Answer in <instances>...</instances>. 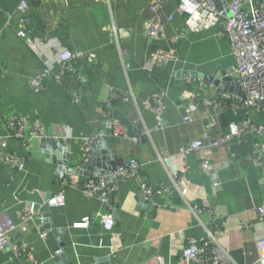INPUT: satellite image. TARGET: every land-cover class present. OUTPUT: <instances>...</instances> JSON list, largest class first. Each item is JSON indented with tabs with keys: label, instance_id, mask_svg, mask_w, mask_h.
<instances>
[{
	"label": "crops",
	"instance_id": "0c3cea01",
	"mask_svg": "<svg viewBox=\"0 0 264 264\" xmlns=\"http://www.w3.org/2000/svg\"><path fill=\"white\" fill-rule=\"evenodd\" d=\"M20 1L0 0V148L4 143L24 165L19 170L0 159V212L18 223L23 203L41 205L46 193L62 192L64 205L40 209L54 228L61 229L58 235L48 229L42 237L44 223L34 218L25 232L10 234L12 241L24 245V252L17 255L8 246L0 251V264H56L55 252L61 250L57 236L65 243L67 264H96L98 257L109 258L104 264H182L181 248L189 237L197 245L208 242L224 264H260L264 218H259L256 207L264 204V157L254 161L244 149L230 146L180 152L204 132L216 136L225 131L223 112L238 100L204 80H176L177 71L236 70L223 26L191 32L177 9L178 0H164L156 13L164 21V35L149 38L144 25L155 14L150 8L153 0H26L28 10L17 8ZM23 30L36 50L20 34ZM64 47L84 54L78 62L81 77L58 65ZM155 51L173 52L175 58L157 64L152 60ZM89 53L95 54V64L86 60ZM145 61L151 63L150 69L143 68ZM47 66L58 77H49L34 91L31 78ZM196 92L197 108L184 121L183 107ZM113 93L118 97L110 100ZM154 93L164 101L160 123L145 106ZM108 103L141 130L142 141L111 134L105 124L112 118ZM259 107L264 118V106ZM12 114L27 118L26 135L35 121L42 126L43 134L30 147L7 136L6 119ZM211 119L216 121L213 126ZM48 130L70 148L69 166L85 158V139L95 143L96 131H106L117 165L135 159L137 176L119 177L107 203L84 195L81 187L87 177L61 176L46 160L41 145ZM205 159L213 166L211 173L200 168ZM141 182L159 192L144 196ZM104 215L112 217L109 229ZM83 217L90 219L86 226L73 225Z\"/></svg>",
	"mask_w": 264,
	"mask_h": 264
},
{
	"label": "built area",
	"instance_id": "2783aa9c",
	"mask_svg": "<svg viewBox=\"0 0 264 264\" xmlns=\"http://www.w3.org/2000/svg\"><path fill=\"white\" fill-rule=\"evenodd\" d=\"M164 0H153L150 8L155 13L144 25V31L149 38H158L164 35L165 27L164 21L156 14L161 8ZM178 11L183 14L185 27L191 32H199L204 29L222 25L224 34L228 37L231 45L232 54L236 58V76L241 89L245 93L244 98L238 97L236 104L231 108L233 113L238 110L244 112V120L241 123L230 121L227 123L226 130L221 131L218 135L212 136L209 132H204L201 136L189 140L186 145L181 148V154H188L200 150L213 149L220 146L229 148V142L238 140L243 137L252 136V155L250 156L254 161H261L264 156V119L260 117L261 107L257 104L258 101H264V0H250V4L246 5L241 0H230L228 9L230 16H225L223 10L220 9L216 0H178ZM20 10H28L29 5L26 0L20 1L17 6ZM170 17H168L169 19ZM20 34L25 37L29 46L36 50L35 43L28 37V31H22ZM81 51H72L68 48H63L58 54V65H64L72 75L81 77L82 67L79 65L84 58ZM175 58L173 52L155 51L152 53V60L157 64L163 65L167 61ZM86 60L90 64L96 63V56L94 53H89ZM151 63L145 61L143 63L144 69H150ZM49 77H58V72L52 67H45L41 73L35 75L30 80L31 88L34 91H39L43 87V83ZM228 97L227 94H224ZM72 96L75 101H79L78 93L73 92ZM199 94H193V101H188L187 105L183 107L185 115L184 121L191 119L190 114L196 110L197 106L194 99ZM116 95L109 94L110 100L114 99ZM118 97V96H117ZM116 97V98H117ZM109 100V101H110ZM219 101H214V104H219ZM145 106L149 108L159 121L161 114L165 111L163 97L160 93H154L150 102H145ZM27 118L12 114L6 119V128L8 130V137L15 138L21 141L25 147H30L31 141L43 134V128L38 121H35L33 127L25 134L27 127ZM160 123V121H159ZM216 123L211 119L209 126ZM106 126L115 137L123 136L125 128L117 120L108 118L105 122ZM94 140L87 138L84 141L83 150L87 153ZM0 159L6 161L11 166L17 169H23L22 161L13 153L6 150L4 143H1ZM200 168L206 173L213 171V166L208 160H203L200 163ZM139 163L135 159L120 163L111 173L110 177H96L87 178L81 191L84 195L94 197L103 203H107L110 195L117 189L118 178H129L137 176ZM176 174V172H174ZM140 188L144 196H153L155 192H159L156 187L140 183ZM161 191H165L161 188ZM64 205V195L62 192L55 193L43 200L41 205L35 201H26L18 210L17 216L20 219L15 223L5 212H0V251L10 246L17 255L24 252L25 247L21 243H16L11 240V233L14 231L25 232L27 224L34 218H42L40 209L42 206L46 207H62ZM256 212L259 218H264V204L256 207ZM89 217H83L80 221H76L73 225L82 227L89 222ZM103 220L106 228L112 226V217L104 215ZM217 233L219 230L216 231ZM47 229H40L39 234L46 236ZM210 236L215 241L214 235ZM259 248L261 249V256L259 263L264 264V240L260 241ZM60 250H56L55 255L59 254ZM181 262L182 264H224L215 255L214 247H211L208 242H203L200 245L195 243L193 237H189L186 244L181 248Z\"/></svg>",
	"mask_w": 264,
	"mask_h": 264
},
{
	"label": "water",
	"instance_id": "95a60500",
	"mask_svg": "<svg viewBox=\"0 0 264 264\" xmlns=\"http://www.w3.org/2000/svg\"><path fill=\"white\" fill-rule=\"evenodd\" d=\"M227 1L230 0H216V3L220 9L223 10V14L225 16H230V11L228 9ZM235 69H215L212 73H200L193 70H185V71H177L176 80L180 81L181 77L187 78H196L200 80H204L210 83L215 89L223 93H229L236 95L240 98L245 97L244 91L241 89L238 78L234 75ZM257 104L264 106V101H258ZM108 107L111 109V116L113 119L119 121L125 128V135L129 138H134L136 140L142 141L145 137L142 134L141 130L135 127L130 120L122 114L118 109L114 108L113 103H108ZM106 131L98 130L95 133L96 141L93 143L91 149L86 153L85 160L79 161L75 166H69L70 159V148L66 147L65 144H62L60 140L55 136L52 130H48L44 135L46 138L42 143L41 147L42 152L45 155L46 160L49 163L56 165V171L59 175L65 176L68 174L73 175H81L87 178H96V177H110L111 173L115 170L117 166L116 155L114 151V147L107 142V136L105 135ZM212 182L218 183L217 172L214 171L211 174ZM51 196V193H46L45 199ZM43 208L48 209L46 206H42ZM110 210L113 212L114 207H110ZM42 221L44 223L45 229H50L56 235L60 233L61 229H56L52 226L49 216L42 211ZM59 237V245H60V253L54 256V260L56 264H67L66 258V246L64 241L60 236ZM96 264H104L106 260L109 262V258L107 257H98L95 259Z\"/></svg>",
	"mask_w": 264,
	"mask_h": 264
},
{
	"label": "trees",
	"instance_id": "16d2710c",
	"mask_svg": "<svg viewBox=\"0 0 264 264\" xmlns=\"http://www.w3.org/2000/svg\"><path fill=\"white\" fill-rule=\"evenodd\" d=\"M225 113V119H226V123H229L230 121L236 122V123H241L244 118V112L241 110H238L237 113H233L231 109H225L224 112ZM260 117L262 119H264L262 117V111L260 113ZM252 140H254V138L252 136L249 137H243L241 139L238 140H232L229 142V146L230 148L237 149H244L243 151L246 153V156H251L252 155ZM264 157V156H263Z\"/></svg>",
	"mask_w": 264,
	"mask_h": 264
}]
</instances>
